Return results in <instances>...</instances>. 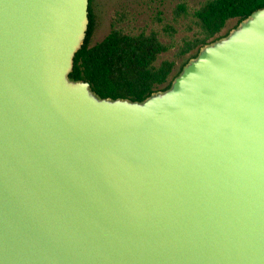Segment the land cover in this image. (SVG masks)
I'll return each mask as SVG.
<instances>
[{
	"label": "water",
	"instance_id": "water-1",
	"mask_svg": "<svg viewBox=\"0 0 264 264\" xmlns=\"http://www.w3.org/2000/svg\"><path fill=\"white\" fill-rule=\"evenodd\" d=\"M89 0H0V264H264V8L166 90L70 77Z\"/></svg>",
	"mask_w": 264,
	"mask_h": 264
},
{
	"label": "trees",
	"instance_id": "trees-1",
	"mask_svg": "<svg viewBox=\"0 0 264 264\" xmlns=\"http://www.w3.org/2000/svg\"><path fill=\"white\" fill-rule=\"evenodd\" d=\"M89 29L83 48L76 54L70 77L88 82L101 98L143 101L152 93L168 89L188 61L200 49L223 37L221 32L231 20L234 28L253 12L264 8V0H208L194 13L201 29L200 37L185 44L186 56L174 74L175 63L165 60L156 66L158 58L169 50L157 34L133 36L113 28L106 38L91 46L95 31L93 0H89ZM184 14L186 9L180 6ZM174 76L172 77V75ZM172 77V78H171Z\"/></svg>",
	"mask_w": 264,
	"mask_h": 264
},
{
	"label": "rangeland",
	"instance_id": "rangeland-1",
	"mask_svg": "<svg viewBox=\"0 0 264 264\" xmlns=\"http://www.w3.org/2000/svg\"><path fill=\"white\" fill-rule=\"evenodd\" d=\"M207 1L93 0L96 24L90 44L93 46L103 41L113 28L133 36L155 33L169 47L158 58L156 66L165 60L173 61L175 74L186 59V56L181 55L185 44L201 35L194 13ZM180 6L185 7L184 14L179 10ZM235 24L236 20L229 21L221 35L230 32Z\"/></svg>",
	"mask_w": 264,
	"mask_h": 264
}]
</instances>
